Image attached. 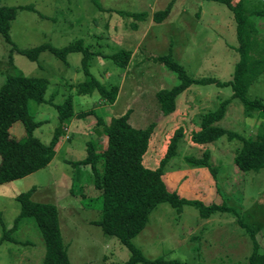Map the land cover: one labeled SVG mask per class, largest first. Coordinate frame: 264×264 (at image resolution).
I'll use <instances>...</instances> for the list:
<instances>
[{"label":"rangeland","instance_id":"1","mask_svg":"<svg viewBox=\"0 0 264 264\" xmlns=\"http://www.w3.org/2000/svg\"><path fill=\"white\" fill-rule=\"evenodd\" d=\"M238 1L252 28L248 39L251 60L264 62V0L232 3ZM0 6L17 8L10 22L9 41L0 36V87L7 75L45 78L46 103L28 108L34 122L41 124L34 136L48 144L58 127L62 132L49 165L0 185V239L10 233L20 214L16 196L33 190L31 202L49 203L57 210L69 264H126L129 252L92 223L99 219L101 199L92 186L89 167L73 163L86 156L88 143L102 147L99 119L107 123L128 112L133 128L154 125L143 158L150 169L164 156L174 131L183 129L175 155L164 167L163 180L169 191L204 205L224 201L236 210L235 214L224 212L202 219L193 207L176 213L160 204L132 241L142 254L180 264H246L252 240L264 254V168L247 173L235 169L233 159L241 145L236 139L223 137L204 147L190 141L202 116L224 101L227 104L217 126L254 139L264 124L257 113L245 114L229 87L217 85L232 78L240 58L237 24L224 4L215 0H0ZM122 12L145 17L138 20ZM155 16H163L162 22L157 23ZM46 43L54 48L81 43L80 47L91 53L88 73L106 90L117 88L114 103L106 104L97 93L76 94L77 85L86 80L81 53H70L61 61L45 51L35 62L19 54V50ZM121 51L130 54L123 69L111 58ZM168 54L187 76L211 82L188 86L175 98L174 110L163 115L156 93L181 83L176 72L155 61ZM260 69L247 97L264 104V68L260 65ZM68 99L72 116L64 126L58 122L54 106ZM80 113L83 116H78ZM23 132L20 122L9 129L17 139ZM189 159L204 160L206 166ZM239 221L249 225L254 236ZM10 236L17 243H0V264L42 263L45 247L32 218H21Z\"/></svg>","mask_w":264,"mask_h":264},{"label":"trees","instance_id":"2","mask_svg":"<svg viewBox=\"0 0 264 264\" xmlns=\"http://www.w3.org/2000/svg\"><path fill=\"white\" fill-rule=\"evenodd\" d=\"M224 4L232 13L236 21V37L239 43V61L234 65L232 78L223 83H217L220 87H229L232 98L237 99L244 107L247 116L252 112L264 119V104L258 100L247 97L250 84L264 68L263 61L251 60V47L248 39L251 25L245 16L240 1L233 4V0H215ZM20 9H25L20 7ZM167 11V10H166ZM163 13V16L166 14ZM17 8L0 6V36L9 41L8 31L10 22L15 18ZM134 19L144 20L143 14L121 13ZM163 16H155L154 20L162 22ZM77 45H68L62 48H54L49 44H42L27 50H19V54L31 62L37 61L42 52L48 51L57 59L65 61L66 55L70 53H81V66L86 80L77 85V95H91L97 93L106 104H113L117 96V88L112 87L110 91L100 84L91 74L86 66L91 53ZM130 54L121 51L111 56L113 63L120 69L125 68ZM155 61L164 64L171 71L178 74L181 80L179 86L169 91L156 93L157 101L163 115L170 114L175 106V98L188 86L206 84L211 81L192 79L187 76L183 68L172 60L170 54L161 56ZM47 81L41 77H24L19 75H7L0 87V185L7 182L22 179L49 165L55 156L62 134L58 127L55 135L48 144H43L34 136V131L41 124L34 122L28 108L30 104H45L44 99ZM49 103V102H48ZM227 101L222 102L219 107L204 114L199 123V129L193 131L190 141L200 147L212 144L225 137L227 141L238 140L241 145L233 159V165L238 172H258L264 168V124L259 126L254 139L243 138L238 134L227 131L216 124L221 121ZM57 120L66 125L72 116L70 100L61 105H55ZM93 111H90L91 113ZM78 116H83L80 113ZM128 112L112 118L104 123L98 120L102 127V147L88 143L86 156L73 165L76 167L87 166L91 173V183L95 190L100 193V215L99 219L92 223L100 228L103 234L115 238L121 246L129 252L126 264H180L177 261H165L162 257L155 259L146 258L141 250L133 244V239L139 235L148 223L149 215L160 204H167L180 213L183 207L190 206L198 211L200 218L206 219L219 213L235 214L232 207L224 201L204 205L201 201L187 200L180 197L176 192H171L163 180L164 167L175 155L177 144L183 136V129L178 128L169 138L164 156L159 160L156 168L150 169L143 164V158L148 150L151 140L153 124L143 129L133 128L128 123ZM20 122L23 126V135L17 139L9 134L11 126ZM205 160L208 151H205ZM194 161L195 165L206 166L205 161ZM213 172V171H212ZM33 190L16 196L20 203V214L15 223L8 231V235L0 239L17 243L10 235L17 230V224L23 217L32 218L42 238L45 255L41 264H69L66 247L63 242L57 210L49 203H33L30 195ZM245 231L254 236V231L249 225L239 221ZM252 251L246 264H264V254L258 252V245L252 240Z\"/></svg>","mask_w":264,"mask_h":264}]
</instances>
